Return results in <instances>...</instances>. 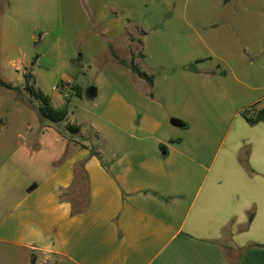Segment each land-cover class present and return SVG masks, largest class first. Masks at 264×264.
Listing matches in <instances>:
<instances>
[{
  "label": "crops",
  "instance_id": "1",
  "mask_svg": "<svg viewBox=\"0 0 264 264\" xmlns=\"http://www.w3.org/2000/svg\"><path fill=\"white\" fill-rule=\"evenodd\" d=\"M209 10L208 19L193 17L188 26L194 27L191 46L208 41L212 56L200 58L197 51L180 49L183 36L175 31H181V22L175 21L170 57L154 63L146 51L139 52L138 58L146 60L140 69L152 75V84L129 73L124 82H114L101 116L123 135L95 125V136L104 142L130 140L127 149L90 150L75 143L78 149L64 165L29 184L35 186L16 205L18 215L30 220L23 223L20 243L40 252V264H264V247L239 252L244 243L228 232L230 224L245 220L242 211L248 205L239 152L230 149L226 161L215 163L218 149H209L217 141L225 143L231 118L251 103L233 109V98L248 96L239 86L246 84V55L264 53V0H220ZM205 25L208 34L196 30ZM122 37L115 38V51ZM10 65L19 70L17 62ZM256 89L263 91L264 85L253 88L258 95L251 101L263 107L264 91ZM171 118L183 126L173 125ZM210 119L222 127L202 128ZM81 166L89 203L72 215L71 202L60 198V189L78 183Z\"/></svg>",
  "mask_w": 264,
  "mask_h": 264
},
{
  "label": "rangeland",
  "instance_id": "2",
  "mask_svg": "<svg viewBox=\"0 0 264 264\" xmlns=\"http://www.w3.org/2000/svg\"><path fill=\"white\" fill-rule=\"evenodd\" d=\"M218 1L0 0V80L12 86L0 85V264H40L42 261L38 250L20 243L23 223L30 220L25 214L18 215L16 205L27 194L31 182L40 180L55 166L64 165L71 151L78 149V143L86 144L90 150L100 147L120 152L128 148L130 140L118 143L115 138L104 142L95 136V125L114 136L123 135L101 116L114 82H124L126 73L138 79L130 67L117 60L123 57L130 61L135 55L134 62L145 69L146 60L138 58L141 49L154 63L170 57L176 40L171 32L175 21L181 22V31H175L183 36L180 49L197 51L200 58L212 56L208 41H202L199 47L191 46L194 27H189L188 21L199 16L208 19L209 9ZM183 5L198 9L192 12L183 9ZM204 27L196 30L208 34L207 25ZM142 31L146 34L142 35ZM120 35L123 37L115 51L118 44L115 38ZM110 48L116 54L119 51L118 59ZM11 62H17L18 71ZM245 67L246 84L239 86L246 89L248 96L233 98V109L251 103L231 118L225 143L219 145L217 141L209 147L218 149L215 163L226 161L230 149H237L245 167L242 174L243 196L248 199L246 210L242 211L245 220L228 227L234 239L244 243L239 252L252 247L247 242L253 240L264 244V122L251 125L241 113L254 104L257 108L251 98L258 95L253 88L264 85V53L257 57L246 55ZM256 71L262 74L257 75ZM24 74L31 75L29 84L46 94L54 107L66 108L64 120L53 123L40 115L38 101L24 88ZM61 83L64 84L60 86ZM74 85L80 88V96L74 94ZM92 86L96 93L89 96L87 90ZM255 91L260 94L264 90ZM56 97L61 105H56ZM70 123L79 126L78 133L67 128ZM206 125L209 130L217 131L223 123L210 119L201 127ZM231 159L239 164L236 153H231ZM62 190L65 189H60V194Z\"/></svg>",
  "mask_w": 264,
  "mask_h": 264
},
{
  "label": "trees",
  "instance_id": "3",
  "mask_svg": "<svg viewBox=\"0 0 264 264\" xmlns=\"http://www.w3.org/2000/svg\"><path fill=\"white\" fill-rule=\"evenodd\" d=\"M111 49V53L113 54V56L115 58H118V55L114 52V50L112 48ZM121 62L124 64H127L130 69L136 73L138 76H140L141 78H143L145 81H147L149 84H152L153 82V77L150 74H147L145 71L141 70L140 67L134 63L133 61H130L129 63L124 61L123 59H121ZM31 75L29 74H24V82H25V90H27V92L38 101V111L40 113V115L43 118H46L47 120H49L50 122L53 123H58L61 122L62 120H64L66 118L67 115V110L65 107L63 108H56L54 107L51 102L50 99L48 98V96L46 94H44L40 89L33 87V85H30L28 82V78ZM64 83H61L60 86H62ZM0 85L6 86V87H10V84L0 80ZM73 92L75 95L80 96L81 95V91L80 88L78 86H73ZM254 106H256V104H254ZM251 106L250 110H243L241 113L244 116V118L247 120V122L251 125H254L258 122H264V106L263 107H254ZM252 112V113H251ZM67 128L73 132V133H78L79 132V126L76 124H68ZM92 154H96L93 151H91ZM82 173L84 174V176L82 175ZM77 177V176H76ZM78 183L76 184L75 182L70 186V188L72 187L73 189H65L62 190V193L60 194V198H63V196L65 195V199L70 200L71 202V214L75 215L81 212H84L88 206L89 200H88V195L86 193V175L83 171L82 166L80 167V169L78 170ZM35 186V183H32V185H29L27 187V190L30 191L33 187ZM253 245H263L260 243H254V244H248V246H253ZM235 264V262L233 263Z\"/></svg>",
  "mask_w": 264,
  "mask_h": 264
},
{
  "label": "water",
  "instance_id": "4",
  "mask_svg": "<svg viewBox=\"0 0 264 264\" xmlns=\"http://www.w3.org/2000/svg\"><path fill=\"white\" fill-rule=\"evenodd\" d=\"M87 93L89 96H94L96 93L95 88L93 86L89 87L87 90ZM170 123H172L173 125H176V126H183V123L176 118H171Z\"/></svg>",
  "mask_w": 264,
  "mask_h": 264
}]
</instances>
